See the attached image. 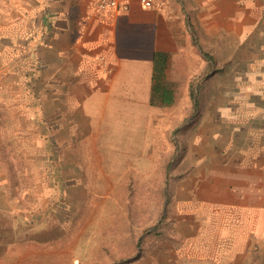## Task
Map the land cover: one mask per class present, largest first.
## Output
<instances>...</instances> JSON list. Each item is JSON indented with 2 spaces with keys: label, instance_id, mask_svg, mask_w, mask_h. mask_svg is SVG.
Here are the masks:
<instances>
[{
  "label": "rangeland",
  "instance_id": "1",
  "mask_svg": "<svg viewBox=\"0 0 264 264\" xmlns=\"http://www.w3.org/2000/svg\"><path fill=\"white\" fill-rule=\"evenodd\" d=\"M250 24L245 33L204 35L183 22L181 49L187 57L174 55L170 74L181 80L177 104L158 121L162 131L141 139L148 142V153L53 154L52 170L41 165L46 159L39 150L42 141L28 135L36 128L24 121L30 93L13 74L19 62L12 37L0 33V151L5 154L0 161L7 158L24 174L36 164L12 192L42 194L50 213L37 219L36 229L47 225L53 247L68 249L69 264H264V211L205 200L206 193L215 197L205 186L211 163L220 170L230 137L244 144L242 117L260 114L264 126V17ZM37 92L43 99L44 91ZM39 102L36 108L43 110L44 101ZM186 119L191 128L180 130ZM13 121L18 130L9 134ZM206 156L213 162H205ZM167 161L165 174L161 168ZM60 163L63 168H56ZM73 163L80 170L71 168ZM44 178L52 189L41 185ZM131 181L142 185L133 202L127 190ZM34 183L40 184L36 191ZM25 205L32 207L30 197ZM21 227L24 237L28 228Z\"/></svg>",
  "mask_w": 264,
  "mask_h": 264
},
{
  "label": "crops",
  "instance_id": "2",
  "mask_svg": "<svg viewBox=\"0 0 264 264\" xmlns=\"http://www.w3.org/2000/svg\"><path fill=\"white\" fill-rule=\"evenodd\" d=\"M2 3L0 33L12 37L13 57L19 62L13 74L30 93L24 121L36 127L28 135L42 141L39 150L44 149L46 159L41 165L49 170L54 167L53 154L148 153V142L141 139L162 131L158 121H164L177 104L175 89L180 88L181 80L170 74L174 55L187 57L181 49L183 22L204 35L239 29L245 33L250 21L254 25L264 17V0H157L151 10L132 3L128 11L112 9L101 16L96 13L97 0ZM158 53L168 60L161 83L165 92H172L174 103L169 106L152 104L162 101L165 93H154ZM188 72L182 70L181 74ZM37 90L44 91L43 99ZM41 100L44 111L36 108ZM177 117L180 124L179 112ZM260 117L244 115L245 121L239 125L244 144L230 137L221 152L220 170L213 163L209 166V175L205 174L211 181H205V186L215 197L206 193V201L264 211V126ZM13 123L9 134L18 130ZM191 124L179 129L191 128ZM176 148L179 154L178 145ZM0 155L5 154L0 151ZM205 162H213V157L206 156ZM29 165L30 174H26L31 177L36 164ZM57 166L63 168L61 163ZM18 168L7 158L0 161V264H69L68 249L53 247L47 225L36 229L37 219L50 213L42 194L12 192L23 180L21 175H26ZM71 168L80 170L74 163ZM217 177L220 182H213ZM43 181L41 185L51 186L48 178ZM37 186L40 184L34 183L35 191ZM29 197L32 207L25 205ZM23 224L27 235L20 237Z\"/></svg>",
  "mask_w": 264,
  "mask_h": 264
},
{
  "label": "trees",
  "instance_id": "3",
  "mask_svg": "<svg viewBox=\"0 0 264 264\" xmlns=\"http://www.w3.org/2000/svg\"><path fill=\"white\" fill-rule=\"evenodd\" d=\"M211 60V59H210ZM166 55L163 54H155V74H156V89H154V93L157 95L164 90L162 89V83L161 80L164 78V70H165V65L167 63ZM165 92V91H164ZM162 101H152V104L154 105H163V106H169L174 103L172 99V92L167 91L165 93H162V98H160ZM167 167L161 168L163 172L166 174L168 170V164H170L169 161H167ZM127 190L130 193L131 197H129V200L135 201V197L139 196L142 192V185L136 181H131L130 183L127 184Z\"/></svg>",
  "mask_w": 264,
  "mask_h": 264
},
{
  "label": "built area",
  "instance_id": "4",
  "mask_svg": "<svg viewBox=\"0 0 264 264\" xmlns=\"http://www.w3.org/2000/svg\"><path fill=\"white\" fill-rule=\"evenodd\" d=\"M156 2L157 0H97L96 13L101 16L112 9L128 11L132 3H138L143 9L151 10Z\"/></svg>",
  "mask_w": 264,
  "mask_h": 264
},
{
  "label": "water",
  "instance_id": "5",
  "mask_svg": "<svg viewBox=\"0 0 264 264\" xmlns=\"http://www.w3.org/2000/svg\"><path fill=\"white\" fill-rule=\"evenodd\" d=\"M189 122H190V121H188L187 123H189ZM187 123H186V124H187ZM186 124H185V125H186ZM183 127H184V126H183Z\"/></svg>",
  "mask_w": 264,
  "mask_h": 264
}]
</instances>
